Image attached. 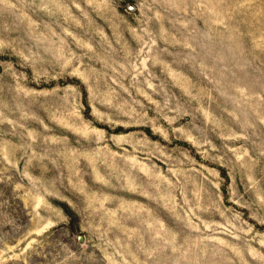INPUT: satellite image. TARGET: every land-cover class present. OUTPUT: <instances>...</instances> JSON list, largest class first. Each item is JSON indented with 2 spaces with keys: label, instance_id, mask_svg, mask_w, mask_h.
<instances>
[{
  "label": "rangeland",
  "instance_id": "1",
  "mask_svg": "<svg viewBox=\"0 0 264 264\" xmlns=\"http://www.w3.org/2000/svg\"><path fill=\"white\" fill-rule=\"evenodd\" d=\"M0 264H264V0H0Z\"/></svg>",
  "mask_w": 264,
  "mask_h": 264
}]
</instances>
